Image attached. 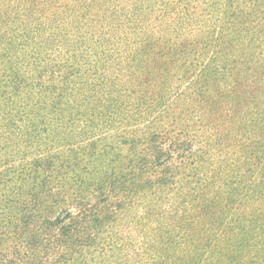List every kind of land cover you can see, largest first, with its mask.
I'll return each mask as SVG.
<instances>
[{"label":"trees","instance_id":"obj_1","mask_svg":"<svg viewBox=\"0 0 264 264\" xmlns=\"http://www.w3.org/2000/svg\"><path fill=\"white\" fill-rule=\"evenodd\" d=\"M222 187L184 263L264 264V0H0V264H179L130 233Z\"/></svg>","mask_w":264,"mask_h":264},{"label":"rangeland","instance_id":"obj_2","mask_svg":"<svg viewBox=\"0 0 264 264\" xmlns=\"http://www.w3.org/2000/svg\"><path fill=\"white\" fill-rule=\"evenodd\" d=\"M210 125L212 126L213 124L210 123ZM202 132L203 130L199 132V135H203L204 138V133ZM206 142L207 141L203 140V143ZM200 148L207 153L214 154V149H212L211 146L207 145L205 148V144H202ZM211 163L210 161L206 164V168L210 171L213 170ZM205 190V195L201 197L205 202L196 201L189 197L188 199H184L186 202L182 203V201H180V205L176 209L173 207L174 203L171 205L170 202L166 203L163 200V208L160 211L161 213H166L163 221L150 225L148 221H144L143 225L147 224L146 227L152 229V231L146 235L145 239H143L142 234L139 235L138 230H133V232L130 233L132 236L131 240L135 244L134 247H137L134 249H139L141 252L158 253L161 257H164V259L170 260V256L163 255H169L173 249H177V245L172 240L170 245H168V243L166 245L161 244V240L168 235L170 239L173 238L175 242H178L180 238L181 247L179 253L182 255L179 264H185V259L192 255V250H194L197 245L202 247L203 250L213 249L212 254L214 253V255L215 253L216 255L222 254V250H218L216 247L214 248L211 246V241L214 237L224 233L227 221L232 218V215L239 207V201L235 199L234 201L231 199L226 200L227 189L224 187L221 189L205 188ZM168 199H170L171 202L173 200L172 197ZM217 202L218 204H216ZM171 211L174 212L169 214ZM169 220L174 222L173 227H176L173 232H171V225L166 223ZM225 249L226 251L231 250L232 244H228ZM163 263H166V260ZM217 264L226 263L219 262Z\"/></svg>","mask_w":264,"mask_h":264}]
</instances>
